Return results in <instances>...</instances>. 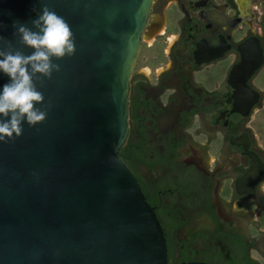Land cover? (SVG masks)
I'll return each instance as SVG.
<instances>
[{
  "label": "flooded vegetation",
  "instance_id": "obj_1",
  "mask_svg": "<svg viewBox=\"0 0 264 264\" xmlns=\"http://www.w3.org/2000/svg\"><path fill=\"white\" fill-rule=\"evenodd\" d=\"M167 264H264V0H153L120 150Z\"/></svg>",
  "mask_w": 264,
  "mask_h": 264
},
{
  "label": "water",
  "instance_id": "obj_2",
  "mask_svg": "<svg viewBox=\"0 0 264 264\" xmlns=\"http://www.w3.org/2000/svg\"><path fill=\"white\" fill-rule=\"evenodd\" d=\"M152 1L0 0L6 49L34 51L13 22L39 31L31 20L45 5L75 44L52 57L60 67L50 79L34 77L47 118L0 141V264H167L160 222L120 152ZM8 79L0 73V88Z\"/></svg>",
  "mask_w": 264,
  "mask_h": 264
},
{
  "label": "clouds",
  "instance_id": "obj_3",
  "mask_svg": "<svg viewBox=\"0 0 264 264\" xmlns=\"http://www.w3.org/2000/svg\"><path fill=\"white\" fill-rule=\"evenodd\" d=\"M31 24L39 31H33L27 23L13 22V35L19 37L22 45L34 49L30 54L0 44V73L9 78L0 88V141L3 142L22 136L25 122L35 127L47 118V112L37 107L45 97L34 77L38 78L39 74L50 79L53 70L59 71L60 67L53 64L52 57L63 58L75 52L69 24L46 5ZM5 39L0 35V42Z\"/></svg>",
  "mask_w": 264,
  "mask_h": 264
}]
</instances>
